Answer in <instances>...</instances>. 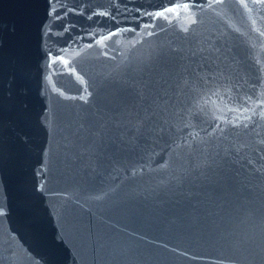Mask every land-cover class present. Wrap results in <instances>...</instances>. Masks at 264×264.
<instances>
[{
  "label": "water",
  "instance_id": "95a60500",
  "mask_svg": "<svg viewBox=\"0 0 264 264\" xmlns=\"http://www.w3.org/2000/svg\"><path fill=\"white\" fill-rule=\"evenodd\" d=\"M262 244L264 0H0V264Z\"/></svg>",
  "mask_w": 264,
  "mask_h": 264
},
{
  "label": "snow or ice",
  "instance_id": "6c2138e0",
  "mask_svg": "<svg viewBox=\"0 0 264 264\" xmlns=\"http://www.w3.org/2000/svg\"><path fill=\"white\" fill-rule=\"evenodd\" d=\"M161 15H162V13H161Z\"/></svg>",
  "mask_w": 264,
  "mask_h": 264
}]
</instances>
